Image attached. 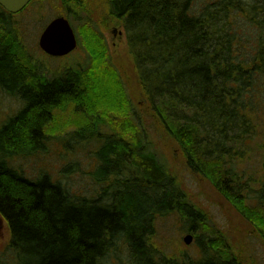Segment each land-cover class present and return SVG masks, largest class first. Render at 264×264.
<instances>
[{
	"label": "trees",
	"instance_id": "16d2710c",
	"mask_svg": "<svg viewBox=\"0 0 264 264\" xmlns=\"http://www.w3.org/2000/svg\"><path fill=\"white\" fill-rule=\"evenodd\" d=\"M108 4L126 29L146 111L125 93L124 112L88 113L90 81L97 67L117 73L112 60L96 63L89 54L88 65L48 77L23 63L22 47L10 34L15 14L0 5V91L21 102L0 120V214L9 222L15 255L9 264H106L118 258L121 244L130 251L128 264H195L160 258L151 242L156 217L177 213L192 231L208 227L206 212L188 199L173 167L155 150L149 132L155 125L180 146L185 166L226 194L241 214H249L239 206L243 200L258 198L251 179L244 184L246 176L234 165L246 159L247 139L258 137L264 123V0ZM70 106L86 121L67 133L74 142L66 147L94 154L92 176L100 189L94 197L48 172L33 178L16 163L48 151L54 112ZM260 189L256 206L264 208ZM226 241L224 234L218 242L210 239L214 255L197 264H244Z\"/></svg>",
	"mask_w": 264,
	"mask_h": 264
},
{
	"label": "rangeland",
	"instance_id": "374dc122",
	"mask_svg": "<svg viewBox=\"0 0 264 264\" xmlns=\"http://www.w3.org/2000/svg\"><path fill=\"white\" fill-rule=\"evenodd\" d=\"M108 3L109 0H35L28 9L12 17L10 34L22 47L23 63L35 64L40 73L51 78L66 73L70 68L88 65L89 54L96 63L112 60L118 70L117 73L104 74L101 68L97 67L93 80L90 81L91 89L86 97L88 113L108 116L115 111L124 112L128 105L125 93L146 111L126 29L121 20L110 14ZM57 16L67 17L80 39L77 50L65 57H53L40 47L39 38L44 28ZM115 30H118L117 33ZM120 30L123 31L122 34ZM20 108L21 102L16 97L0 91V120ZM53 117L48 127L50 132L48 151L35 156L17 158L16 163L25 174L33 178L48 172L55 179L62 178L74 192L84 193L89 197L99 195L98 181L92 176L96 164L94 154L90 153L89 149L80 148L79 145L73 148L66 147L74 142L73 139L66 137L67 133L78 130L80 124L86 121V116L76 111L74 106H70L65 110L57 109ZM150 119L147 120L148 124L153 125ZM107 125L103 124L106 130H110V126ZM155 130L156 125L149 127L155 150L162 153L169 166L173 167L177 181L185 190L188 199L206 212L208 221L207 229L195 228L192 231L188 223L183 222L177 213L156 217L151 242L155 245L157 256L179 262H184L185 258H188L197 264L198 260L207 257L208 253L214 255L207 242L209 243L210 239L218 242L219 235L224 234L226 242L232 244L234 252L240 256L244 264H264V236L263 232L259 234L262 230L261 225L264 224V208L256 206L261 199L260 193L256 191L264 184V123L260 130L258 129V137L247 139L251 147L248 145L250 149L246 159L234 165L236 172L239 171L246 176L244 184L249 183L248 180L251 179L249 185L254 189L252 191H255V196H258L256 199L252 197L249 201L239 202V206L244 204L249 214H241L226 194H222L220 190L218 192L205 177L192 173L185 166V157L180 146L173 139ZM69 166L71 167L65 171ZM188 234L194 235L190 244L184 242ZM199 235V241L206 244V251L198 242ZM10 240L9 222L0 215V264L15 263L14 252L9 247ZM224 244L226 245L225 242ZM119 247L116 252L119 260L110 256L106 264L130 262L128 248L125 244Z\"/></svg>",
	"mask_w": 264,
	"mask_h": 264
},
{
	"label": "water",
	"instance_id": "95a60500",
	"mask_svg": "<svg viewBox=\"0 0 264 264\" xmlns=\"http://www.w3.org/2000/svg\"><path fill=\"white\" fill-rule=\"evenodd\" d=\"M30 2V0H0L1 6L8 12L18 13ZM40 47L51 56H66L75 51L78 46V38L67 17L58 16L45 28L40 38ZM193 235L188 234L184 242L190 244Z\"/></svg>",
	"mask_w": 264,
	"mask_h": 264
},
{
	"label": "flooded vegetation",
	"instance_id": "af4514ba",
	"mask_svg": "<svg viewBox=\"0 0 264 264\" xmlns=\"http://www.w3.org/2000/svg\"><path fill=\"white\" fill-rule=\"evenodd\" d=\"M118 30L115 31V33H117Z\"/></svg>",
	"mask_w": 264,
	"mask_h": 264
}]
</instances>
